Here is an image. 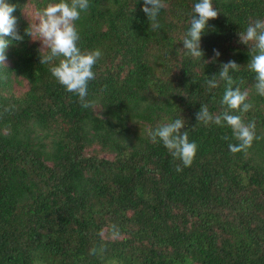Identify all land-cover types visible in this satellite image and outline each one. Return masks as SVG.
Returning a JSON list of instances; mask_svg holds the SVG:
<instances>
[{"label":"trees","instance_id":"obj_1","mask_svg":"<svg viewBox=\"0 0 264 264\" xmlns=\"http://www.w3.org/2000/svg\"><path fill=\"white\" fill-rule=\"evenodd\" d=\"M7 2L24 40L11 42L0 66V264H264V97L238 42L249 18L264 19V0H213L220 14L201 50L204 60L214 49L220 56L208 64L176 53L199 0H164L155 31L143 0H89L75 22L80 49L102 52L88 109L25 35L27 12L59 0ZM229 61L241 67L230 72L234 87L249 90L253 105L232 113L255 120L246 154L230 152L238 141L226 123L191 131L202 104L225 110L226 82L209 90L205 77ZM21 79L28 89L14 94ZM177 118L198 145L191 167L149 135Z\"/></svg>","mask_w":264,"mask_h":264},{"label":"clouds","instance_id":"obj_2","mask_svg":"<svg viewBox=\"0 0 264 264\" xmlns=\"http://www.w3.org/2000/svg\"><path fill=\"white\" fill-rule=\"evenodd\" d=\"M142 11L146 14L150 30L160 28L158 21L159 14L167 5L164 0H143ZM149 5L151 7H149ZM90 7L89 0H59V2L48 3L46 7L35 13L36 23L31 22L30 27L25 30V35L32 40L40 41L42 48L40 52L41 64L53 65L50 67L52 76L66 89L79 97L81 107L88 109L94 102L87 100L88 84L95 79L94 66L102 56L99 49L82 51L78 46L81 39L76 27V21L81 19L82 13H86ZM16 6L0 0V66H5L7 61L6 50L12 41L23 42L16 28L17 20L13 16ZM193 13L190 20V28L182 37L181 53L190 56L193 60H204V52L201 50L202 35L208 30L209 21L216 19L220 12L213 7V0H199L193 6ZM239 43L249 47L251 57L247 64V70L255 74V83L252 87L255 93L264 97V19L252 20L245 30L238 33ZM11 37V40L5 39ZM212 60H204L205 64L214 63L220 56V52L213 50ZM241 67L235 61H229L221 66L218 75L205 77V84L209 90L219 86L220 81L226 82L225 93L221 104L225 107L222 114L210 113L208 105L202 104L196 114L197 124L191 131H195L200 125L207 126L215 123L223 127L226 123L232 130L233 138L237 144L229 143L228 148L232 154L247 153L252 147L253 141L258 139L255 134L256 123L252 120L245 123L242 115L232 114L233 112L247 113L253 107L247 103L249 92L241 90L239 86L234 87L236 81L230 72H239ZM185 120L177 118L172 122L161 123L149 135L153 143L162 142L173 158L181 161L184 167H191L198 151V145L189 140V131H182L185 128ZM228 140V136L222 137ZM177 171H182L177 167ZM112 238L119 237V230L116 225H111ZM98 235L102 238L104 230ZM95 252V249H93Z\"/></svg>","mask_w":264,"mask_h":264},{"label":"rangeland","instance_id":"obj_3","mask_svg":"<svg viewBox=\"0 0 264 264\" xmlns=\"http://www.w3.org/2000/svg\"><path fill=\"white\" fill-rule=\"evenodd\" d=\"M27 13H31L30 15H29V19H30V21L31 22H33V23H36V22H38V21H36V19H35V11L33 10H29ZM40 42V41H39ZM41 43V42H40ZM41 45V47H42V43L40 44ZM28 89V84H27V82L26 81H24V80H18L17 81V83L14 85V90H13V93L14 94H18V93H21V94H23V92H25L26 90ZM248 92H249V90H248ZM250 93H251V91H250ZM254 93H255V90H254ZM18 95H20V94H18ZM248 98H249V96H248Z\"/></svg>","mask_w":264,"mask_h":264}]
</instances>
